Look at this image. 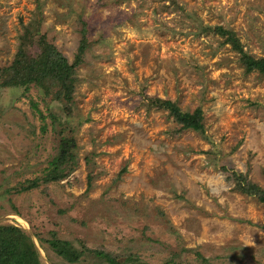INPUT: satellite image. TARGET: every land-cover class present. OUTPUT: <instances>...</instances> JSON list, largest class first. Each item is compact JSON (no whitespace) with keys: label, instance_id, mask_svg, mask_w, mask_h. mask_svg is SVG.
<instances>
[{"label":"rangeland","instance_id":"obj_1","mask_svg":"<svg viewBox=\"0 0 264 264\" xmlns=\"http://www.w3.org/2000/svg\"><path fill=\"white\" fill-rule=\"evenodd\" d=\"M215 26L264 57V0H0V68L19 44L35 53L44 39L72 63L84 42L75 163L61 180L21 189L55 153L60 127L48 113L63 118L59 102L33 84L0 85V224L29 234L41 264H108L62 261L36 240L49 232L118 261L264 264V202L230 178L236 170L264 189V72L245 71ZM28 34L30 47L19 43ZM143 96L198 108L203 132L175 133Z\"/></svg>","mask_w":264,"mask_h":264},{"label":"trees","instance_id":"obj_2","mask_svg":"<svg viewBox=\"0 0 264 264\" xmlns=\"http://www.w3.org/2000/svg\"><path fill=\"white\" fill-rule=\"evenodd\" d=\"M24 30L27 34L26 27H24ZM213 30L223 37L224 43H229L231 49L239 53V63L245 71L264 72V57L253 58L242 52L237 39L227 29L215 26ZM84 32L83 28L81 30L82 35H84ZM28 35V41H26V36H20L19 43L30 47L33 44L30 38L31 34ZM83 45L84 42L81 40L74 62L69 63L58 50L45 42L44 39L39 43L35 53H30L29 48L23 49L19 44L12 63L0 68V85H17L18 88L20 87L22 91H25L29 85L33 84L42 94V98L49 99L47 103L55 100L59 102V109L64 114V117L60 119L51 112L48 113L52 122H56L60 127L57 131L58 138L55 153L46 162L41 176L33 180H27L21 189H30L37 186L39 182L49 183L61 180L73 168L75 163V140L71 133L75 132L77 126L70 127L69 118L72 116L73 111L74 86L78 80L75 67L81 62L80 56L83 52ZM142 103L146 109L165 110L166 114L179 125L178 129H174L175 133L184 129L203 132V123L198 108L193 112L181 111L169 99L151 96H143ZM41 118L43 119V117ZM86 160H89V158L85 156ZM230 178L233 191L251 196L258 202H264V189L247 180L245 173L230 170ZM35 237L43 250H50L55 256L67 263H77L81 257L88 255L99 259L100 262L106 261L108 264H126L128 262L150 264L139 260L135 254H127L123 261H118L116 260L117 254L105 250L104 247L91 249L81 244L82 248L77 250L69 240L60 238L55 232H49V237L42 238L39 235ZM182 251H187V249H182ZM193 253L197 259L207 263L198 251L193 250ZM0 264H41L39 252L29 234L17 226L0 224ZM170 264H173V262H170Z\"/></svg>","mask_w":264,"mask_h":264}]
</instances>
